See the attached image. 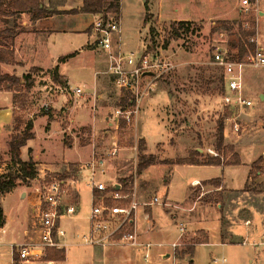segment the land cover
<instances>
[{
	"label": "rangeland",
	"instance_id": "374dc122",
	"mask_svg": "<svg viewBox=\"0 0 264 264\" xmlns=\"http://www.w3.org/2000/svg\"><path fill=\"white\" fill-rule=\"evenodd\" d=\"M147 1L148 12L146 0H124L121 15L122 47L126 53H134L137 59L145 54H158L177 65V69L156 79L155 91L145 97L140 105L137 128L122 121L113 127L109 126V121H105L108 118L110 122L116 123L113 119L114 111L126 107L118 106L121 97L129 99V95L121 91L113 79L105 74L106 71L98 76L100 87L95 91L92 89L94 70L82 72L74 67L69 69L72 88L88 86L83 89V95L77 98L66 94L65 86L61 87L54 82L52 75L49 77L48 74H40L35 70L13 75L9 71L11 68H3L9 64H0V75L16 78L21 81V85L27 75L32 77L30 90L13 86L10 92H0L10 95L15 117L20 124L13 122L0 136V176H19V168L11 164L9 143L11 137L19 133L17 129L23 131L25 123L32 121L35 137L29 141V147L49 165L57 167L68 164L67 168L61 169H66L62 173L71 171L75 179L80 180L76 187L80 196L77 214L61 222L62 227L67 230L65 243L68 247L62 253L66 258L65 263L55 264H95L93 258L108 264H214V260L218 264H251L252 260L253 264H264V210L256 209L253 198L244 196L229 201L230 207H226V210L233 209L230 217L227 213L222 216L213 201L212 205L208 204L211 194H207L211 187L198 182L190 188L194 180L205 181L214 178L216 174L220 177L218 169L171 165L188 158L196 150L204 155V159L215 158L209 154V150L217 152L224 165L236 160L235 156L241 162L235 147L226 144L225 140L223 151H217L215 147L219 122L224 120V126H227L226 120L234 118L238 110L224 107L218 83L222 72L213 66L212 58L218 52L227 57L237 54L239 23H245L250 17L257 21L255 37L264 45V15L260 16L261 13L264 14V0H258L256 11L249 16L240 13L242 0ZM255 1L257 0H252ZM187 18L195 19L192 21L196 25L195 33L180 32L181 36L178 38L172 31V26ZM2 22L0 18V30L3 28ZM0 43L9 45L3 39ZM247 72L248 93H263L264 90H260L257 85L264 81V70ZM99 96L103 98H98ZM253 104L254 107L260 106L257 96H254ZM45 112L53 117L50 124H58V134H55L57 137L53 140H47L44 131L47 120L42 116ZM236 121L241 125L240 132L235 133V137L239 139L259 121L264 127V113L259 116L247 111ZM113 143L119 146L118 157L109 161L110 171L106 169L105 174H97L96 180L106 185L111 184L112 180L123 182L125 191L134 187L137 191L139 188L142 190L141 195L137 192L139 200L148 202L157 198L160 204L170 205H155L152 209H147L149 221L145 220L141 208L137 213L141 243L152 246L147 262L144 259L146 249L108 248L104 250V254L94 255V250L84 244L83 236L89 233L88 218L92 207V192L89 187L91 172L85 165L93 156H106L112 151ZM227 143H230L229 139ZM143 147L147 152H141L140 148ZM251 152L243 151V166L226 171L228 188L236 191L244 188L250 165L256 156V153L252 156ZM141 155L152 156L156 163L137 174ZM23 156L27 160L26 150ZM31 159L33 160L32 155ZM197 160L203 161L200 158ZM35 169L38 171V167ZM40 179V176L28 182L19 179L17 193L5 198L3 202L8 217L5 228L9 230L11 225L13 227L12 244H19L17 232L26 228L22 229L21 222L32 210L35 188ZM165 179L170 180V183ZM253 185L250 188H258L259 184ZM189 188L194 191L191 201L187 200ZM22 193H27V199L22 198ZM201 198L203 201H199ZM72 202H76L74 197ZM239 206L248 208L250 213L240 216L236 211ZM33 215L35 216L34 213ZM33 220L35 224V218ZM247 220L250 225H246ZM222 223L224 231L233 235V240L222 242ZM181 228L184 229L183 233L180 232ZM28 230L31 233L32 229ZM205 231L208 232L209 243L195 246L194 255L191 256L188 249L207 238ZM9 236L10 232L4 238L8 240L11 238ZM174 244L177 245L175 249ZM111 249L120 251L117 258L108 254ZM48 251L44 258L33 263L46 264L49 260ZM9 253V246L0 247V264H10ZM223 260L225 263H222Z\"/></svg>",
	"mask_w": 264,
	"mask_h": 264
},
{
	"label": "built area",
	"instance_id": "2783aa9c",
	"mask_svg": "<svg viewBox=\"0 0 264 264\" xmlns=\"http://www.w3.org/2000/svg\"><path fill=\"white\" fill-rule=\"evenodd\" d=\"M256 3L258 0L255 2L242 0L240 13L244 16L251 15L256 11ZM243 29H249L247 22L243 23ZM249 41L256 45L255 50L249 52L243 62L231 61L230 57L221 52L213 56V66L222 72L224 81L222 102L226 108L247 109L253 106L252 101L245 96L247 71L264 70V45H261L256 37L250 38ZM90 46L105 55L107 62L105 74L113 79L114 84L121 91L129 95L130 104L114 111L115 124L122 121L130 127L137 128L142 100L155 91L156 79L174 72L177 65L158 54L155 56L147 54L137 59L134 53H126L122 47L121 20L113 15L99 16L95 20L92 25ZM64 92L77 98L83 95L81 88L70 86H66ZM240 128L241 125L234 119L233 132H240ZM119 150L118 144L113 143L112 151L106 156H93L92 160L85 165L91 172L89 187L92 192V207L88 218L89 233L83 236L84 244L87 247L102 250L123 247L146 249L144 259L147 262L148 252L152 246L141 243L137 229V213L140 208H153L155 205L169 207L170 205L160 204L157 198L141 202L135 187L125 191L121 186L117 189V185L108 186L96 180L97 174L106 172L109 161L118 157ZM209 154L220 158V155L213 150H209ZM79 184L80 180L75 179L71 171L46 175L40 179L31 204L36 221L35 237L31 242L9 245L10 264H29L39 261L45 257L48 250L66 252L67 230L62 227L61 222L77 214L78 205L70 204L68 201L76 194V187ZM144 218L149 221L148 214L145 213ZM180 232L183 233L184 229L181 228ZM7 233L5 226L0 227V247L3 245L1 240ZM173 248H177V245L174 244ZM213 263L219 262L214 260ZM222 263H225V260ZM46 264H53V262H46Z\"/></svg>",
	"mask_w": 264,
	"mask_h": 264
},
{
	"label": "crops",
	"instance_id": "0c3cea01",
	"mask_svg": "<svg viewBox=\"0 0 264 264\" xmlns=\"http://www.w3.org/2000/svg\"><path fill=\"white\" fill-rule=\"evenodd\" d=\"M41 1V3H40ZM39 9H43L46 12L52 13L51 15L44 17V18H34L32 13L23 12V13H16L15 15L10 16H2V29L0 32H2V39L7 44L9 42V45H4V47L8 50H10L13 53V59L14 63L9 65H4L5 67L11 68L10 73L13 75H20V74H26L30 70H35L40 72V74H48L49 77L54 73V71L57 69L58 75L62 82L65 83L66 86H70V80H69V69L77 68L78 71H85V70H94L93 73V80H92V89H96L100 87L99 78L98 76L105 73L107 69V62L105 55L96 50L95 48H92L90 46L92 42V25L95 22V20L99 17L96 15L91 14H85L82 13L81 10L84 5V0H39ZM7 5V4H6ZM123 6H124V0H121V14H120V20L122 19V13H123ZM20 7H22L20 5ZM149 7V6H148ZM264 14H260V16H263ZM161 19V17H160ZM182 21H195V19H185ZM69 57V58H68ZM66 58V59H65ZM62 59H65L62 61ZM13 65V66H11ZM247 79H248V72H247ZM62 87V86H61ZM64 87V88H65ZM71 87V86H70ZM257 87L260 90H264V81L258 83ZM83 89L88 88L87 85H83L82 87H77ZM62 88H60L61 90ZM94 91V92H95ZM92 92V94L94 93ZM67 94V93H66ZM66 95H64L65 97ZM245 96L248 100L252 101L254 96H257L260 101L259 107H254V104L251 108L247 109H238V113L234 116V118H229L226 121L228 122L227 126L224 128V140L226 141V144H231L235 147L236 153L240 157L241 165L240 166H230V165H224L221 166H196V167H207V168H214L218 169V173H221V176L218 177L217 174L213 176L214 178H210L205 181H199L194 180L191 182L190 188H192V184L199 182L203 183L204 186L211 187V191H209V194L211 196L209 197V205H212L214 202L217 205V210L220 211L221 215L228 214V217H230V214L233 209H227L226 207H230L231 200L236 199L237 197H244V196H250L253 198V202L256 206L257 210H264V194L261 195H255L252 192L246 191V184L250 182L249 174L251 171V168L254 163L257 162L261 156L264 155V127L261 126L262 122L259 121L258 124L253 125L251 130H247L245 134H243L239 139L235 137V133L232 130V122L233 120H237L240 117L244 116V113L247 111H252L253 114L262 115L264 113V92L250 95L247 91V80H246V88H245ZM98 98H103L102 96H99ZM240 111V112H239ZM47 120V124L45 126V134L47 136V140H53L54 137L58 134V124L57 122L50 124L48 121V117L42 116ZM41 118V117H40ZM244 120V119H242ZM105 121H109V126L112 125L113 127L116 126L114 122H110V119L105 118ZM14 122V106L12 104V99L10 95L5 93H0V136L4 132V129H8V127H11ZM34 132V130H33ZM229 139L230 143H227ZM29 143L26 147H24L21 152V160L23 162L29 161L31 158V155L33 157L35 168L38 167V171L36 170V173L39 172L41 175L37 173V176H40L43 178L46 175L49 174H57L62 173V168H67L68 164H63L62 166L58 165L57 167H54L53 165H49L46 162H43L40 159V156L36 151L29 147ZM64 147V146H63ZM27 151V160L24 159V151ZM243 151H249L251 152V155L253 156L254 153H256V156L254 158V161L251 163L249 171H248V177L246 184L244 188L240 191H236L233 189L228 188V184L226 183V171L228 169L238 168L244 165V160L242 157ZM147 152V150L145 151ZM144 152V153H145ZM31 153V154H30ZM202 157L200 159H204V155L200 153ZM110 163L107 165V171H110ZM154 166V165H153ZM169 166V165H168ZM152 167V166H151ZM106 171V172H107ZM105 172V173H106ZM104 173V174H105ZM171 172H169L170 174ZM114 178H117L115 175L112 174ZM168 177V176H167ZM166 178V177H165ZM112 180V179H111ZM116 180V179H115ZM168 183H170V180L165 179ZM123 183V182H122ZM119 183L118 181L111 182V184H108V186L117 185V189L121 186L122 190H125L124 183ZM264 183V174L258 178V180L255 182V184H263ZM140 184V183H139ZM203 187V186H202ZM189 188L188 192V198L187 200H190L191 195L193 194V190ZM139 188L137 192H139V195H141L142 190ZM197 192V191H196ZM17 193V189L13 190L11 193L5 195L1 199V205L4 213L5 218V225L8 222L7 213L3 207V202L5 198L10 197L11 195ZM138 195V196H139ZM28 197L27 193H22V198ZM143 197V195H142ZM141 198V197H140ZM73 199V198H72ZM72 199L69 201L70 204H76L79 205L80 196L79 193L76 192L74 195V199H76V202H72ZM141 202H145L144 199H140ZM199 201H203V198H201ZM213 201V202H212ZM143 215H145L147 209L152 208H141ZM212 209V208H210ZM239 215L245 216L249 214V209L243 206H239V208L236 210ZM34 215L33 211L31 210L30 213L26 214V217L23 219V222H21V225L23 226L22 229L26 228L22 232H17V241L19 243H25L30 242L35 237V230H34ZM250 223L249 220L246 221V225ZM250 225V224H249ZM222 233H221V240L223 243L227 239L233 240V235L228 234L226 230L224 231V225L222 223ZM13 229L12 225L8 230L7 236L9 235L11 238L6 240V238H3L1 240V243L3 244V247H8L13 243L12 241V235L11 230ZM32 229L31 233L30 230ZM138 229V224H137ZM27 233V235H26ZM208 238L209 243V236L208 232L205 231ZM141 238V237H140ZM224 239V240H223ZM204 245V244H202ZM197 246V245H196ZM264 246V245H262ZM94 250V255L104 254V250L99 248H92ZM119 250L111 249L108 253L111 257H116L117 254H119ZM257 254L259 252H256ZM117 258V257H116ZM66 259V258H65ZM62 261L61 263H65ZM95 264H108V262L103 260H94ZM57 262H53L55 264ZM111 263V261H109ZM35 264V263H31ZM251 264H253V260L251 261Z\"/></svg>",
	"mask_w": 264,
	"mask_h": 264
},
{
	"label": "trees",
	"instance_id": "16d2710c",
	"mask_svg": "<svg viewBox=\"0 0 264 264\" xmlns=\"http://www.w3.org/2000/svg\"><path fill=\"white\" fill-rule=\"evenodd\" d=\"M39 0H0V17L2 16H10L15 15L16 13H23L28 12L32 13L34 18H44L52 13L46 12L43 9H39ZM41 3V1H40ZM7 4V5H6ZM20 5L22 7H20ZM148 1L146 0V11L148 12ZM82 13L91 14L96 16H106V15H113L117 18H120L121 14V0H84V5L81 10ZM147 20V19H146ZM249 24V29H243V21L239 23V31H240V40L237 45V54L230 57L231 61H238L243 62L246 60L247 55L249 52H253L255 50V45L249 42L250 38H254L256 35L257 29V21L254 17H250L247 21ZM196 25L190 21H180L176 25L172 26V31L174 34L180 38V32L188 33H195ZM2 39V32H0V40ZM0 64H11L14 63L13 53L6 49L4 45L0 43ZM5 49V51H3ZM146 55V54H145ZM69 58V57H68ZM66 59V58H65ZM65 59H62L64 61ZM213 60V58H212ZM31 75H27L24 79V84L21 85V81L12 78L9 76H1L0 75V92L1 91H12L13 86H22L28 90L31 89L32 86V77ZM52 79L54 82L60 84V86H65V83L62 82L60 79L57 69L52 74ZM3 83L4 86H3ZM218 83L220 84L222 95L224 93V81L223 76L221 75L218 79ZM9 84V85H8ZM129 99L127 97H121L118 106H128ZM43 116L48 117V121L51 122L53 117L49 115V113H43ZM14 122L19 124V120L15 117L14 113ZM20 125V124H19ZM123 127V125H121ZM9 128V127H8ZM224 120L220 121L218 124L217 129V141H216V150L223 151L224 147ZM34 125L32 121L25 123V128L23 131L17 129L19 133L17 135H13L11 137L9 143V150H10V157H11V164L18 167V177L16 178H3L0 176V227L5 226V218L4 213L1 205V199L3 196L11 193L13 190L17 188L18 180L21 179L24 182H28L34 180L37 176L35 163L30 158L29 161L23 162L21 160V149L26 147L27 143L34 139ZM141 152L145 151V147L140 148ZM202 155L200 154L199 150H196L193 154H191L188 158L183 160H178L175 163H171V165H189V166H221L222 162L219 158H212L207 157L203 159V161H198L197 158H201ZM196 158V159H195ZM232 163H229L230 166H240L241 162L237 159ZM155 159L150 156L146 157L145 155H141L139 158V163L137 165V174L142 173L147 168L155 165ZM264 172V157L260 158L256 163L253 164L249 178L250 181L246 184V191L252 192L255 195L264 194V183L258 185V188H250L255 184V182L263 175ZM252 185V186H251ZM208 244V238H205L203 242H199L196 245ZM188 249V254L191 256L194 255L195 246ZM63 251H56V250H49V260L48 262H62L64 261V256H62ZM53 259V260H51Z\"/></svg>",
	"mask_w": 264,
	"mask_h": 264
},
{
	"label": "water",
	"instance_id": "95a60500",
	"mask_svg": "<svg viewBox=\"0 0 264 264\" xmlns=\"http://www.w3.org/2000/svg\"><path fill=\"white\" fill-rule=\"evenodd\" d=\"M149 75V74H148Z\"/></svg>",
	"mask_w": 264,
	"mask_h": 264
}]
</instances>
